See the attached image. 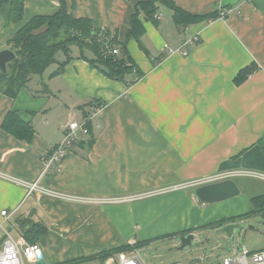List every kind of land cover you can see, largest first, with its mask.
Instances as JSON below:
<instances>
[{
	"label": "crops",
	"instance_id": "1",
	"mask_svg": "<svg viewBox=\"0 0 264 264\" xmlns=\"http://www.w3.org/2000/svg\"><path fill=\"white\" fill-rule=\"evenodd\" d=\"M23 1L20 20L8 23L0 16V51L15 53L13 38L22 28L62 8L61 0ZM64 1L75 18L94 21L125 44L142 75L132 71L121 80L111 78L90 63L95 55L89 48L75 44L66 47L68 53L60 49L61 57L57 52L15 96L7 92L13 61L6 78L0 71V226L16 227L23 238L41 226L43 256L59 236L97 245L85 248L86 256L103 258L121 246L195 234L221 220L264 219L251 214V199L264 194V179L233 177L241 194L214 206L197 204L190 193L199 185L180 187L222 172L264 174V0H167L190 15L232 9L225 20L216 15L188 25H178L173 5L162 0L151 18L142 8L151 0ZM134 15L143 28L139 37L129 36ZM35 25L36 32L47 28ZM195 35L200 42L187 46V56L165 48L182 49ZM245 69L251 73L236 82ZM98 106L100 113L91 120ZM10 113L32 126L30 140L4 128ZM87 118L89 135L40 181L71 199L27 195L20 182L37 181L42 157L63 140V128ZM244 181L262 184V193H253ZM168 206L172 209L163 215ZM249 247L250 255L264 253V246ZM81 257L58 261L48 252L44 259L61 264Z\"/></svg>",
	"mask_w": 264,
	"mask_h": 264
},
{
	"label": "trees",
	"instance_id": "2",
	"mask_svg": "<svg viewBox=\"0 0 264 264\" xmlns=\"http://www.w3.org/2000/svg\"><path fill=\"white\" fill-rule=\"evenodd\" d=\"M158 1L161 0H151L142 5V8L148 11V17L151 18L155 13V3ZM162 1L168 3L169 5H173L167 0ZM61 3L62 8L57 15L51 18L43 17L42 19L36 20V22L32 21L14 36L13 44L15 47L16 59L13 61V76L10 78L9 87L7 89V92L11 94V96H15L17 94L18 90L27 83L31 75L43 72L44 69H46L54 61V57L60 49H63L66 53H68L66 47L70 44L78 45L81 49L86 47L89 48L95 55V59L90 60V63L98 68H101L103 72L111 78L121 80L124 74L132 71L136 72L137 75L141 77L142 74L133 62L125 44H117L116 41L111 39L110 35L106 33L105 29V31L99 30L94 21L75 18L72 13H68L65 1L61 0ZM23 6V0H0V16L5 18L8 23L16 22L21 19ZM172 7L174 9V17L178 25H188L208 19L212 16L216 17V15H218V13L215 15L203 16L190 15L174 5ZM36 23L42 25L47 23V28L41 32H36V29H39L35 28ZM142 31L143 28L140 27L137 15H134L129 36L139 37ZM117 47H119V55L112 54V50L117 49ZM65 63L67 64V62ZM64 67L61 68V71ZM249 71V69L242 70L238 74L236 82H242V80H244V78L251 73ZM1 76L6 78L3 73ZM4 128L14 135L24 137L28 140H30L33 136L32 126L21 121L13 113H10L7 116ZM251 201L254 206V210L251 214L264 215V194L253 197ZM238 219L239 217L232 218L229 222H235ZM229 222L221 220L208 227L220 229ZM194 231L195 230H190L183 233H193ZM44 233V229L37 228L33 231H27L24 238L29 243H38ZM148 243H150V241L136 242L133 246H121L112 251L121 252L132 250L139 246L148 245Z\"/></svg>",
	"mask_w": 264,
	"mask_h": 264
},
{
	"label": "rangeland",
	"instance_id": "3",
	"mask_svg": "<svg viewBox=\"0 0 264 264\" xmlns=\"http://www.w3.org/2000/svg\"><path fill=\"white\" fill-rule=\"evenodd\" d=\"M61 54V51L58 52L56 58H60ZM201 180L203 179L200 178L198 180H195V182ZM244 182L247 188L251 187V191L253 193H262V184L255 183L252 185V183L250 182L253 181ZM155 193L157 192L149 194H151L150 196H152ZM220 203L222 204L223 202ZM171 209V206L166 207L164 209L163 215H167V213ZM170 215L172 217L176 216L175 207L170 212ZM236 224H239V227L234 230L232 237H228V235L222 232L219 228H206L203 230H199L195 233V239L193 241L192 246L186 247L184 250L179 249L181 245V235L177 234L175 236H164L159 238L158 240L148 243V245L139 246L135 249L121 252H133L143 264H171L174 262L192 264L195 261L202 260L203 264H213L215 261H219L226 256H231L238 252L240 253L244 246L247 249H250L249 243L260 247L264 246L263 218L259 216H250L240 222H237ZM37 228L41 229V226H38ZM7 230L12 235V237L16 239L23 237L22 232H19L16 227L8 228ZM251 238L254 240L250 241ZM38 243L40 244V242ZM48 246V249L44 247L46 249L44 253V257L46 260L48 259V252H50V254L54 258L58 259V261L69 259L71 255L74 254H77L78 257L82 256L81 258H76V260H71L63 263L74 262L77 264H106V257L108 255L117 253L116 251H113L103 258H89L90 256H86L88 253L85 251V248L96 249L97 245L90 246L89 244L84 243L83 241H72L68 238L59 236L57 240L52 241Z\"/></svg>",
	"mask_w": 264,
	"mask_h": 264
},
{
	"label": "built area",
	"instance_id": "4",
	"mask_svg": "<svg viewBox=\"0 0 264 264\" xmlns=\"http://www.w3.org/2000/svg\"><path fill=\"white\" fill-rule=\"evenodd\" d=\"M232 9H219L217 19L225 20L230 16ZM200 42V36L195 35L189 40L185 41L182 45V49L173 50L165 45V48L169 49L170 54L181 52L184 56L188 55L187 46L197 44ZM112 54L119 55V50H112ZM101 106H98L94 109L93 114L90 116V119H94L100 113ZM89 118L86 120L79 121H70L63 128V140L56 145L49 153H46L42 157V161L44 163V169L39 177V179L32 183H24L20 182L27 189V195H31L34 192H40L51 197H61L62 199H71L66 195L58 193L56 191L48 190L40 185L41 179L50 176L51 173L62 163L64 158L67 155L70 147L81 140H84L89 135ZM2 176V175H0ZM257 177L264 179V174H258L251 171H235V172H222L213 176L202 178L201 181H196L191 184L182 185L180 187L187 186H197L202 184H209L217 181H222L226 179H233V177ZM7 180L9 177L3 176ZM10 180V179H9ZM151 194H147L146 196H150ZM3 216H8L7 210L1 212ZM136 243H132L131 246ZM34 247L41 246L39 243H29L25 238H14L12 235L1 225L0 226V259H4L8 261V264H37L38 260L30 261L28 259L27 253L32 251ZM62 264H77L74 262L62 263ZM106 264H143L140 259L133 252H117L112 255H108L106 257ZM171 264H185L183 262H174ZM192 264H203L202 261H195ZM214 264H264V253H255L250 255L249 251L244 247L239 254L231 255L223 258L222 260L217 261Z\"/></svg>",
	"mask_w": 264,
	"mask_h": 264
},
{
	"label": "water",
	"instance_id": "5",
	"mask_svg": "<svg viewBox=\"0 0 264 264\" xmlns=\"http://www.w3.org/2000/svg\"><path fill=\"white\" fill-rule=\"evenodd\" d=\"M15 59L16 54L12 50L6 49L0 51V71L3 74H6L8 63ZM190 194L199 206H208L235 198L241 194V190L233 179H226L209 184H202L192 190ZM237 227H239V224L232 223L227 224L220 229L222 232L226 233L228 237H232L233 232ZM194 239V233L182 234L180 236L181 245L179 249L184 250L186 247H191ZM37 264H47L43 253Z\"/></svg>",
	"mask_w": 264,
	"mask_h": 264
},
{
	"label": "clouds",
	"instance_id": "6",
	"mask_svg": "<svg viewBox=\"0 0 264 264\" xmlns=\"http://www.w3.org/2000/svg\"><path fill=\"white\" fill-rule=\"evenodd\" d=\"M41 255H42V249H40L39 247H34L32 251H29L27 253L28 259L30 261L38 260ZM0 264H8V261L4 259H0Z\"/></svg>",
	"mask_w": 264,
	"mask_h": 264
}]
</instances>
